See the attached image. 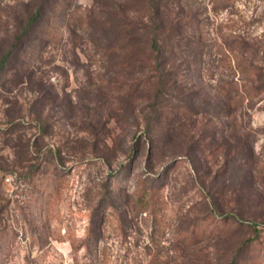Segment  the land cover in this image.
Wrapping results in <instances>:
<instances>
[{"label": "rangeland", "instance_id": "374dc122", "mask_svg": "<svg viewBox=\"0 0 264 264\" xmlns=\"http://www.w3.org/2000/svg\"><path fill=\"white\" fill-rule=\"evenodd\" d=\"M39 5L0 70V264H264V0H0V58Z\"/></svg>", "mask_w": 264, "mask_h": 264}, {"label": "trees", "instance_id": "16d2710c", "mask_svg": "<svg viewBox=\"0 0 264 264\" xmlns=\"http://www.w3.org/2000/svg\"><path fill=\"white\" fill-rule=\"evenodd\" d=\"M153 6V10L152 13L153 14H157L156 13V6L154 4V1L152 3ZM44 15H45V10H44V6L39 5L33 12L29 13L27 18H26V22L24 24V26L21 28V31L19 34H17L13 44L10 46V48L6 51V53L1 56L0 58V70L5 66V64L8 62V59L11 57V53L13 52L14 48H16L19 44L22 45L24 44V39H27L29 37V35L31 33H33L34 37L36 36L35 33L37 31L38 27H45L47 29V31L50 33L49 29L51 24L45 22L44 23ZM170 28L172 26H169ZM158 29V26L155 27V29L153 30V39H152V49H155L156 51L160 48V45L158 43V39H157V34H156V30ZM172 31V30H170ZM177 44L174 43H170L169 47L172 49H176ZM178 47V46H177ZM219 111H221L223 109L222 106H220L218 108ZM235 108H233V110H230V115L231 116V120L232 123L229 124V128L233 129V130H238V129H242V126H240L239 123L236 122V116H238L237 114H234ZM220 113V112H219ZM228 113V112H226ZM236 113V112H235ZM240 147V152L236 153L235 156L233 158L225 156L224 160H225V166H223L224 169L227 168H231L233 165L235 167V169H240V171L242 172L241 175V180L240 182L235 186V195L230 198V200L233 202L234 206L231 207V209H235L234 212L235 215H243L244 213V207L240 204L242 197L240 195V191L242 189L245 188L246 186V179H254V174L253 172L258 171V167L257 165H255V162L253 160V147L251 145V143H249V140H244L242 143H240L239 145ZM229 163H231V165L228 167L226 165H228ZM254 181V180H252ZM250 185H253V183H249ZM201 185L206 186L207 187V196L209 197V202L211 205V208L215 211H221L224 209V204L227 201V199L225 198V184L223 183H219L218 180H213L210 183H205L202 182ZM249 201H254V199L250 198ZM263 209V208H261ZM222 212V211H221ZM248 248V246H243L235 253L233 254L232 258L230 261H227L224 264H239L240 263V259L238 257L239 254L244 253V251ZM239 252V254H238Z\"/></svg>", "mask_w": 264, "mask_h": 264}]
</instances>
